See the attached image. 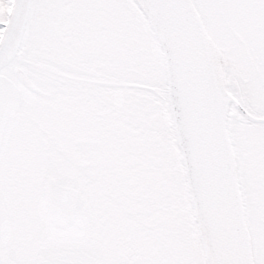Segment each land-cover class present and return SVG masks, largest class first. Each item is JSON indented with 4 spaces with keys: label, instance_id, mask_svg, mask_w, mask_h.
Masks as SVG:
<instances>
[{
    "label": "snow or ice",
    "instance_id": "obj_1",
    "mask_svg": "<svg viewBox=\"0 0 264 264\" xmlns=\"http://www.w3.org/2000/svg\"><path fill=\"white\" fill-rule=\"evenodd\" d=\"M0 264H264V0H0Z\"/></svg>",
    "mask_w": 264,
    "mask_h": 264
}]
</instances>
